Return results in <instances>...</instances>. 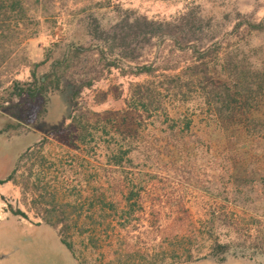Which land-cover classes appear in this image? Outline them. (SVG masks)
<instances>
[{"label":"trees","instance_id":"16d2710c","mask_svg":"<svg viewBox=\"0 0 264 264\" xmlns=\"http://www.w3.org/2000/svg\"><path fill=\"white\" fill-rule=\"evenodd\" d=\"M101 13L118 16L111 34ZM75 20L84 27L81 36L71 31ZM178 21L151 19L114 0H0V66L42 27L50 26L53 37L29 82L0 83V105L7 109L1 116L4 132L18 134L39 125L57 95H67L72 105L66 122L16 160L7 181L16 182L23 163L50 139L72 154V162L81 157L95 178L104 174V182L94 179L97 198L76 197L71 203L58 202L57 191L46 201L39 186L45 177L31 183L32 166L21 175L19 184L24 196L31 194L39 225L53 228L78 264H89L102 248L96 228L85 225L82 215L69 214L78 212L79 202L80 212L85 205L87 212L97 206L96 213L109 211L122 221L137 213L156 219L150 228L158 227L145 233L143 247L129 232L125 240L133 245L108 264L223 263L230 255L245 257L246 244L239 242L245 220L238 213L250 214L249 242L264 254V229L255 228V220L264 218V46L253 43L264 35V19H238L229 31L208 39L179 28ZM113 70L147 80L131 85L121 111L79 109L83 91ZM19 108L25 111L13 113ZM126 170L134 178L123 177ZM189 190L221 205L204 208L203 219L196 220L185 202ZM115 220L108 219V226ZM71 232L85 239L77 242Z\"/></svg>","mask_w":264,"mask_h":264},{"label":"rangeland","instance_id":"374dc122","mask_svg":"<svg viewBox=\"0 0 264 264\" xmlns=\"http://www.w3.org/2000/svg\"><path fill=\"white\" fill-rule=\"evenodd\" d=\"M114 1L122 4L124 9L133 10L151 19L172 20L179 17L180 21L176 22V26L184 30L192 29L196 35H202L206 39L229 31L238 19L254 21L264 19V0ZM102 15L99 17L101 18ZM104 16V25L108 30L107 32L111 34V30H114L113 28L118 24L116 20L118 16L115 17L114 14ZM77 23L78 21L75 20L71 31L73 34L81 36L84 27L82 25L77 26ZM51 34L50 26L42 27L41 33L37 38L26 42L12 58L3 66H0V83L7 85L8 82L13 80L29 82L33 66L44 61L46 53L52 46L53 37ZM253 43L257 46H264V35L256 38ZM47 70V66L40 68L38 76L43 77ZM146 80L147 77L145 76H122L118 70H113L104 80L97 82L91 89L83 91L78 101V108L82 111L88 110L97 113L121 111L125 108L131 85L142 83ZM1 95L2 90H0ZM68 99L67 95L54 97L53 107L49 116L39 125L31 126L27 131H21L18 134H6L4 132V120L1 116L6 114L7 109L0 105V264H78L69 250L61 243L57 232L47 225H39L41 219L31 205V194L24 196L19 184L22 181L21 175H24L25 169L32 166L34 176L31 183L38 184V182L34 181L45 177L39 186L40 189H44L43 195L45 194L46 201L51 202L53 198L49 194L57 191L56 200L58 202L71 203L76 200V197L79 199L82 197V200H84L93 195V197L97 198L99 193L92 192V190L99 189V184L95 181L101 180L104 176L103 171H100L95 178L94 170L92 169V171L90 167L84 164L81 157L76 156L77 159H74L73 163L71 161L72 154H68L66 149L61 147V143L58 140L50 139L42 149L33 151L31 156L23 163L25 168H22L17 175L16 182L7 181L8 176L15 168L16 160L30 148L41 142L49 132L54 131L57 124L66 122V117L72 110V105L67 102ZM28 108L29 106L26 105L25 110ZM25 110L24 108H19L14 110L13 113L22 114ZM31 116L32 113L28 112L27 118L31 119ZM69 163L74 164L71 172H69ZM91 166H95L94 162H92ZM132 173V171L126 170L122 175L125 178L127 175L130 178H134ZM160 176L158 175L157 177ZM160 178L163 177L161 176ZM55 180L58 182H54ZM63 180H65V183L68 182L67 186H63ZM102 180L104 182L105 178H102ZM62 187L67 190L62 189ZM185 193L187 194L185 195V202L196 220L203 219L204 208H209L211 205L219 203V201H214L202 192L189 190L185 191ZM78 204V212L70 209L69 214L73 213L75 219L82 215L81 220L85 225H90L91 230L96 228L97 234L94 237L98 239L99 247H102L100 252L91 257L89 264H98L102 261L103 264H108L114 259L115 253L128 251L129 247L133 245L125 240L129 232L130 235L139 238L137 245L143 247L144 244L142 243L146 236L145 233L150 230L154 232L158 227V224H155L153 229L150 228L152 223H156V219L155 217L152 219L149 214L137 213L128 221H122L119 220L121 216L115 218L109 211L104 212L105 215L96 213L97 209H99L96 206L97 203L95 204L96 207L94 208L93 206L90 212H87L90 207L86 205L80 212L83 204H80V202ZM149 205L150 203H147V207ZM238 214L245 220L241 226L243 229L242 240L239 241L246 244L243 249L245 257L230 255L223 263L204 260L194 264H264V254L249 242L251 241L249 233L252 227L251 225L249 226L250 214ZM169 216H171L170 212L164 215V218L167 219ZM108 219H118L117 221L120 222L115 220L113 224L108 226ZM100 222H105L106 224L99 227L98 224ZM255 222L257 230L264 229V218H258ZM81 225H83L82 222ZM122 225H128V227L124 229ZM71 233L77 242H82L85 239V236L79 238L76 235L74 236L75 232ZM220 233L222 235H233L227 229H220Z\"/></svg>","mask_w":264,"mask_h":264}]
</instances>
